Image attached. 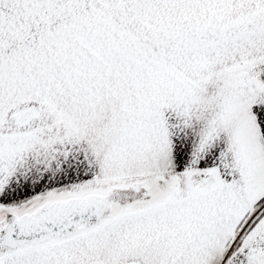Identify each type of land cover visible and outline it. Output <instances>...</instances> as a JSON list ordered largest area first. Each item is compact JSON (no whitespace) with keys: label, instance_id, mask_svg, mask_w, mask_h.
Returning a JSON list of instances; mask_svg holds the SVG:
<instances>
[{"label":"snow or ice","instance_id":"obj_1","mask_svg":"<svg viewBox=\"0 0 264 264\" xmlns=\"http://www.w3.org/2000/svg\"><path fill=\"white\" fill-rule=\"evenodd\" d=\"M0 264H264V0H0Z\"/></svg>","mask_w":264,"mask_h":264}]
</instances>
